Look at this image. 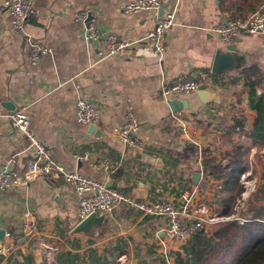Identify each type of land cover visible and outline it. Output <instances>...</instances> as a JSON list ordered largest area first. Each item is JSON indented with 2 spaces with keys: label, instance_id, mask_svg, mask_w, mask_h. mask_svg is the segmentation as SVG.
I'll list each match as a JSON object with an SVG mask.
<instances>
[{
  "label": "crops",
  "instance_id": "1",
  "mask_svg": "<svg viewBox=\"0 0 264 264\" xmlns=\"http://www.w3.org/2000/svg\"><path fill=\"white\" fill-rule=\"evenodd\" d=\"M131 1L35 0V12L23 35L14 30L0 0V166L14 157L11 168L24 172L33 158L25 137L12 131L6 119L26 106L32 132L65 169L109 183L137 200L175 196L184 186L195 185L192 175L200 168L192 141L174 132L169 122L173 112L160 93L164 82L179 76L199 79L203 74L206 78L198 91L213 94V100L203 104L197 91L174 98L186 104L181 111L192 119L189 138L203 148L215 167L239 146L240 174L251 166V194L261 190L255 204L264 209V136L253 129L255 112L241 92L242 81H233L240 70L222 76L210 72L216 50L227 45L214 28L229 16L243 20L262 10L264 0H161L163 9L175 6L176 12L161 58L143 40L154 26L155 14H125L123 7ZM82 13L97 29L134 41L131 50L120 58L99 56L94 46L85 42L86 22L77 18ZM27 40L50 49L36 65L29 59ZM231 43L247 56L246 67L255 66L264 76V30L238 36ZM215 78L221 79L219 84L212 80ZM257 93L264 94V80ZM80 98L96 104L95 128L101 136L90 134L89 126L76 121ZM129 112L140 122L138 136L146 143L144 151H132L110 133L114 126L124 124ZM240 112L243 124L235 125L232 118ZM86 151L90 159H81ZM94 158H106L114 172L107 176L94 168L90 162ZM240 174L235 183L242 186ZM210 177L209 182L201 179L197 184L205 191L208 186L205 193L210 208L221 212L214 199L233 187L222 177ZM77 210L78 197L62 178L46 181L37 177L26 187L0 193V230L16 236L12 254H0V264H38L44 254L48 257L56 251L55 246L71 252L96 248L92 238L71 235L79 222ZM217 223L206 226L204 233L216 229ZM24 224L34 226L32 240L19 232ZM161 226L159 218L116 208L99 233L108 240L106 246H118L122 256L131 255L127 264H133L138 256L160 258L153 236ZM170 246L175 255L183 253L181 244L170 242Z\"/></svg>",
  "mask_w": 264,
  "mask_h": 264
},
{
  "label": "built area",
  "instance_id": "2",
  "mask_svg": "<svg viewBox=\"0 0 264 264\" xmlns=\"http://www.w3.org/2000/svg\"><path fill=\"white\" fill-rule=\"evenodd\" d=\"M35 0H2L4 9L11 16V23L15 31L24 35V27L29 18L34 14ZM162 9L161 13L158 11ZM153 12L155 14L154 26L143 37L150 48L159 58L165 51V36L175 25V6L172 9H163L161 0H134L124 5L125 14H136L141 12ZM82 22H86L88 16L85 13L77 17ZM264 30V8L253 13L249 17L239 20L229 16L224 22H220L215 31L221 40L230 44L235 38L241 35H254ZM85 42L93 48L99 56L102 57H124L133 47L134 41L117 38L110 32H104L93 25H88L84 31ZM29 46V59L32 64H37L41 58L50 53V49L42 43L27 40ZM205 78L203 74L199 79L193 77L179 76L172 82H164L160 96L164 101H169L178 96L193 94L201 88ZM220 83L221 79H212ZM198 113V112H197ZM195 117V116H194ZM7 122L12 131L22 134L33 151V158L28 161L26 171L17 172L12 169L15 163L14 157H10L0 166V193L7 190H16L26 187L27 184L41 177L46 181L62 178L64 182L74 191L78 197V218L79 221L85 219L91 214H105L107 219L112 215L116 208H129L141 214L142 217H154L162 220V226L153 238L160 249V258L164 259L166 264H170L173 258L172 251L164 238L174 242H185L191 236L203 232L206 226L224 220H236L240 224L244 221L239 217V211L244 207L254 189V182L248 178L251 174V166L240 174V183L243 186V192L236 200L234 213L228 217L221 216L220 212L211 210L208 204L207 191L198 184L184 186L177 195L166 196L160 199L146 198L137 200L115 187H107L104 182L97 181L78 170H67L57 163L51 156V152L37 138L30 128V119L26 111V106H21L6 116ZM76 121L88 127L95 126L98 121V110L96 104L86 98H80L76 101L75 108ZM191 117L182 111L172 113L169 122L174 128V132L192 141L191 144L196 149L198 165L200 168L199 180L211 177L204 172L203 148L189 138L188 128L191 123ZM140 122L130 112L127 113L124 124L116 125L111 128V135L122 145L134 152L144 151L146 143L138 136ZM91 154L84 152V160L90 159ZM91 165L99 169L105 175L114 172L109 161L106 158H94ZM226 165V163H223ZM201 180V181H202ZM206 192V193H205ZM34 226L24 224L20 229L25 239L32 240L34 236ZM162 234L163 237L160 236ZM16 236L12 231H5L0 240V254H12L15 246ZM154 245V244H153ZM40 247L53 251L52 248L40 244ZM157 258V257H156ZM174 259V258H173ZM126 256H119L114 264H127ZM133 264H136L134 262Z\"/></svg>",
  "mask_w": 264,
  "mask_h": 264
},
{
  "label": "trees",
  "instance_id": "3",
  "mask_svg": "<svg viewBox=\"0 0 264 264\" xmlns=\"http://www.w3.org/2000/svg\"><path fill=\"white\" fill-rule=\"evenodd\" d=\"M239 80L242 81L241 92L247 96L248 107L255 112L253 129L256 134L259 133L264 136V94L258 95L257 93L264 76L255 66H249L242 68L237 77L233 79V81ZM232 120L235 125H239L243 124L244 117L240 112ZM232 129L234 130V128ZM238 147L232 153L225 154V158L222 159L226 165L220 162L217 164V168L210 165L213 163L210 162L209 156L203 152L202 165L206 175L209 177H222L225 184L233 187L214 199L215 204L221 207L220 215L223 217L232 215L234 202L243 192V187L235 183L242 170V163L237 161L239 158L237 152H240L237 149ZM261 195L262 192L259 189L251 194L245 202L240 212L241 219L244 221L242 224L236 220L220 221L215 225L216 229L208 234L203 231L191 236L185 242H177L182 245L183 253L179 252L180 254L175 255L172 252L174 256L173 264H264V209L255 204L261 198ZM91 242H95V240L92 238ZM169 248L171 249L170 245ZM62 252L67 253V255ZM120 252H123V250H119L118 246L113 250L102 252L91 246L87 249V257L81 258L77 254L79 252L69 250H61L60 252L56 249L48 257L44 254L38 264H114L119 255L117 253ZM108 256L110 257L109 260L107 259ZM50 257L52 258L49 262ZM151 260L154 262L150 264H166L164 259L159 260L156 257H151Z\"/></svg>",
  "mask_w": 264,
  "mask_h": 264
},
{
  "label": "water",
  "instance_id": "4",
  "mask_svg": "<svg viewBox=\"0 0 264 264\" xmlns=\"http://www.w3.org/2000/svg\"><path fill=\"white\" fill-rule=\"evenodd\" d=\"M162 9L158 12L161 13ZM89 25V19L86 20V26ZM249 64L247 56L243 53H240L236 45L230 43L225 46L224 49H217L214 55V59L211 64L210 72L215 76H222L223 74L239 71L242 68L246 67ZM198 98L203 104H206L214 99L213 94L207 91H197ZM168 105L173 113L185 109L187 106L182 101L177 99H171L168 101ZM88 132L95 136H101V132L95 128V126L90 125L88 127ZM200 178L199 173H194L192 175V180L195 184L198 183ZM106 186L109 187L110 184L106 183ZM107 216L105 214L97 215L91 214L83 220H80L76 226L72 229L71 235H79L87 238L96 237L102 226L104 225ZM4 236V230H0V240Z\"/></svg>",
  "mask_w": 264,
  "mask_h": 264
},
{
  "label": "rangeland",
  "instance_id": "5",
  "mask_svg": "<svg viewBox=\"0 0 264 264\" xmlns=\"http://www.w3.org/2000/svg\"><path fill=\"white\" fill-rule=\"evenodd\" d=\"M215 29H216V27L214 28V31H215ZM216 32V31H215ZM239 216H240V213H239ZM106 232V231H105ZM102 233H99L96 237H94L93 239L95 240V245H96V248H94L95 250H98L99 252H102V251H104V250H113V248L112 247H108V246H106L105 245V242H108V240L104 237V235L102 236L101 235ZM101 235V236H100ZM87 238V237H86ZM86 238H83V239H86ZM164 240L168 243V244H170V242L172 243V244H175V242L174 241H172V240H170V239H167V238H164ZM91 242V241H90ZM56 248H55V250L57 249V251H60L61 252V250H63V248L62 247H60V246H55ZM83 251H79V253H77V254H79V256L81 257V258H83V257H87V255H86V253H87V250L85 249H82ZM45 253V252H44ZM52 253H54V251L52 252ZM51 253V254H52ZM62 253H64L65 255H67V253H65V252H62ZM117 254H119V255H121V253H117ZM86 255V256H85ZM157 256V255H156ZM42 257V256H41ZM135 257V256H134ZM153 258H154V256H152ZM52 257H50L49 258V262L51 261L50 259H51ZM107 259L109 260L110 259V257L108 256L107 257ZM126 259L127 260H132L131 259V255H126ZM157 259H159V260H161L160 258H157ZM142 260H143V262H142ZM40 262V261H39ZM137 264H139V263H143V264H150V263H152V262H154V261H152L151 260V257H148V258H141V256H138L137 257V259H136V261H135ZM156 263H159L158 261H155ZM170 264H173V258H171V260H170Z\"/></svg>",
  "mask_w": 264,
  "mask_h": 264
}]
</instances>
